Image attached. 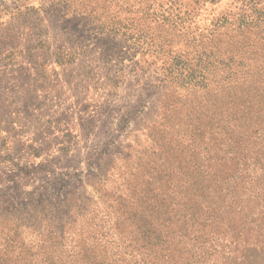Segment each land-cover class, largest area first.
<instances>
[{
	"label": "rangeland",
	"instance_id": "rangeland-1",
	"mask_svg": "<svg viewBox=\"0 0 264 264\" xmlns=\"http://www.w3.org/2000/svg\"><path fill=\"white\" fill-rule=\"evenodd\" d=\"M194 50L263 72L264 0H0V206L25 243L69 219L71 244L109 213L160 150L152 121L208 97L167 69Z\"/></svg>",
	"mask_w": 264,
	"mask_h": 264
},
{
	"label": "trees",
	"instance_id": "trees-1",
	"mask_svg": "<svg viewBox=\"0 0 264 264\" xmlns=\"http://www.w3.org/2000/svg\"><path fill=\"white\" fill-rule=\"evenodd\" d=\"M234 57L168 56L171 77L208 97L185 100L190 110L176 120L152 121L160 150L136 163L109 213L90 211L71 244L69 219L25 243L20 214L1 205L0 264H264V71ZM212 145L221 148L211 154Z\"/></svg>",
	"mask_w": 264,
	"mask_h": 264
}]
</instances>
